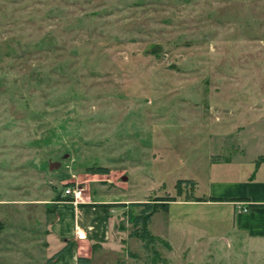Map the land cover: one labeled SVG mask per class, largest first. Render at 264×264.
<instances>
[{
  "label": "rangeland",
  "instance_id": "rangeland-1",
  "mask_svg": "<svg viewBox=\"0 0 264 264\" xmlns=\"http://www.w3.org/2000/svg\"><path fill=\"white\" fill-rule=\"evenodd\" d=\"M263 131L264 0H0V264H45L52 214L28 201L76 182L177 198L147 247L129 234L140 206L116 203L91 264H264L225 239L227 206L181 200L219 188L238 165L214 161L239 145L247 161Z\"/></svg>",
  "mask_w": 264,
  "mask_h": 264
},
{
  "label": "crops",
  "instance_id": "crops-1",
  "mask_svg": "<svg viewBox=\"0 0 264 264\" xmlns=\"http://www.w3.org/2000/svg\"><path fill=\"white\" fill-rule=\"evenodd\" d=\"M261 139L264 140V131ZM245 152L244 146H235L231 148L229 155L214 161L217 167L224 164L230 166L232 163L238 167L233 174L218 178L219 188L194 194L204 199L187 201L227 206L228 235L225 239L235 251H243L245 259L246 256L247 259L264 258V146L244 162ZM192 179L196 186L197 181ZM214 180L216 179L213 178ZM105 193V196L100 198L92 199L91 195L87 194L72 199V196L65 195L62 191L54 193L51 190L42 197L28 201L42 203L45 210L52 214L48 233L57 247L55 251L66 244L56 256L47 258L45 264H91L94 261L97 252L100 253L99 250L102 251L111 239L114 206L116 203L130 201L122 194L113 197V192ZM217 197L225 199H211ZM78 256L86 258L79 261Z\"/></svg>",
  "mask_w": 264,
  "mask_h": 264
},
{
  "label": "trees",
  "instance_id": "trees-1",
  "mask_svg": "<svg viewBox=\"0 0 264 264\" xmlns=\"http://www.w3.org/2000/svg\"><path fill=\"white\" fill-rule=\"evenodd\" d=\"M89 170H92L93 172H105L107 168L102 166H95V167H89ZM181 182L194 183V180L192 178L177 179L175 183V187L177 189L178 194H181L182 192V187L180 186ZM65 198H69V196H65ZM176 199L177 198L175 195H162L144 201H129L128 203H130V205L140 206L137 212H133L130 209L126 210L127 220L132 224V229L130 230L129 234L138 237L140 240H142L143 246L147 247L149 243L153 242L156 238H158L149 230L148 227L152 213L159 206L166 207L170 201ZM181 199L202 200L204 198L201 196H196L193 193H186V195H184V197ZM211 199H225V198L217 197ZM65 246L66 244L62 245L57 251H55L51 256H49L48 259H51L52 257L56 256L59 252H61L65 248ZM83 258L86 257L78 256L79 261H81Z\"/></svg>",
  "mask_w": 264,
  "mask_h": 264
},
{
  "label": "built area",
  "instance_id": "built-area-1",
  "mask_svg": "<svg viewBox=\"0 0 264 264\" xmlns=\"http://www.w3.org/2000/svg\"><path fill=\"white\" fill-rule=\"evenodd\" d=\"M83 188L79 183L67 185L62 189L63 194L72 196V199H77L82 195ZM245 210L246 208L243 207Z\"/></svg>",
  "mask_w": 264,
  "mask_h": 264
}]
</instances>
